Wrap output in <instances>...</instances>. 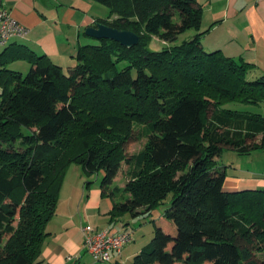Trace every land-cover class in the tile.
I'll return each mask as SVG.
<instances>
[{
    "label": "trees",
    "instance_id": "obj_1",
    "mask_svg": "<svg viewBox=\"0 0 264 264\" xmlns=\"http://www.w3.org/2000/svg\"><path fill=\"white\" fill-rule=\"evenodd\" d=\"M93 1L109 10L95 22L138 43L96 39L66 69L29 51L25 74L0 52V264H34L72 163L104 171L112 217L148 216L171 194L130 264H264V189L225 190L218 160L224 148L264 150V108L222 106L264 107V73L248 78L253 63L205 50L201 31L175 42L199 29L197 0ZM153 37L165 46L149 47ZM134 124L146 146L129 153ZM123 174L129 195L117 199Z\"/></svg>",
    "mask_w": 264,
    "mask_h": 264
},
{
    "label": "crops",
    "instance_id": "obj_2",
    "mask_svg": "<svg viewBox=\"0 0 264 264\" xmlns=\"http://www.w3.org/2000/svg\"><path fill=\"white\" fill-rule=\"evenodd\" d=\"M197 1L202 6L200 26L198 30L192 29L190 36L201 31L200 41L205 50L218 49L229 57H240L255 67L264 68V0ZM0 4L28 29L22 37L0 44V52L7 48L11 56L7 66L13 70L22 72L28 67L24 53L29 51L45 54L61 67H67L74 64L73 55L78 46L91 43L84 29L94 25L98 18L94 15L93 0H0ZM253 154L256 153L245 156L250 158ZM255 156L261 165L232 164V176L226 174L224 179L225 190L264 189V153ZM72 183L73 186L69 184V188H64L65 175L55 214L49 222L50 234L34 264H76L83 259L82 253H87L83 247L82 225L91 224L116 232L128 223L123 215L112 217L114 198L102 194L100 183L88 185L80 178ZM129 244H125L119 254L111 253L108 264L123 261L122 253ZM137 251L138 248L132 249L124 259L131 261Z\"/></svg>",
    "mask_w": 264,
    "mask_h": 264
},
{
    "label": "rangeland",
    "instance_id": "obj_3",
    "mask_svg": "<svg viewBox=\"0 0 264 264\" xmlns=\"http://www.w3.org/2000/svg\"><path fill=\"white\" fill-rule=\"evenodd\" d=\"M94 3H95V9H96V11H94V15H96L98 18L106 17L109 13L108 8L101 3H98L95 1ZM192 33H193L192 29H188L184 32L179 33L175 42L180 43L182 40L186 38H190L189 36ZM95 42H96V39L91 37V43H95ZM148 44H149V47L157 50L159 48L164 47L166 43L160 41L157 37H153L151 38ZM239 59L240 57L238 58V60ZM27 68L22 69L23 70L22 72L24 74L27 71ZM66 68L67 67H64V69ZM261 70H264V68L254 66V69L248 72L247 77L251 78L252 77L250 75L251 73L252 74L255 73L256 75L264 73V72H261ZM256 75H253V76H256ZM222 106L226 108L230 107V108H235L238 110H247L251 112H256V111L261 112L262 108H264L261 106L258 107V106L251 105V104H244V103H237V102L223 103ZM133 131L135 134L137 131L142 132V134L139 135L138 139L133 140L130 143L129 142L127 143V149L129 153H137L140 150L144 149L146 146L145 127L142 125L134 124ZM261 151H264V150L255 149V150H252L251 152L256 153V154L264 153ZM256 154H253L249 158L248 156H245V154L243 153L242 154L236 153L231 149L224 148L218 159L220 163L219 165L224 168L227 175L232 176V164H238V165L240 164V166H244V167L254 166L256 164L261 165L257 161L258 159L255 156ZM65 175H66V184L64 188H69L68 187L69 184H71L70 186H73L74 183L72 182L79 178H80V181H82V183L88 182L89 183L88 185H94L96 183L99 184L101 181V178L104 175V171L100 170L98 172H88L84 170L79 164L72 163L68 166ZM128 181L129 180L127 176L123 174L122 178L113 184V188L118 190L117 196L118 195L119 196L118 197L116 196L117 199L122 198L123 196L127 197L129 195V194L123 193ZM59 196H61V194ZM170 199H171V194H169L166 197L163 204L157 206L154 210H152L150 215L145 216V217L141 215H131L130 213L123 214V217H125V220L129 223L131 227L130 230H131V235H132V241L129 244V248L125 249V251L122 253L123 261L121 260L119 264H130L131 262L130 259H124L127 253L129 254L130 252H132V249L134 248H138V250H140L149 244L154 234V226H153L152 220L155 218H158L160 215L163 214L166 206L170 202ZM82 256H83V259L77 262L76 264H89L91 261L92 262L94 261L91 258V256H89L85 252L82 253ZM94 262H97V261H94Z\"/></svg>",
    "mask_w": 264,
    "mask_h": 264
},
{
    "label": "built area",
    "instance_id": "obj_4",
    "mask_svg": "<svg viewBox=\"0 0 264 264\" xmlns=\"http://www.w3.org/2000/svg\"><path fill=\"white\" fill-rule=\"evenodd\" d=\"M27 26L17 21L0 4V44H6L10 39L21 37L27 32ZM83 247L94 261L108 264L111 253L119 254L123 246L132 241L131 231L122 227L116 232L107 228H96L91 224L81 226Z\"/></svg>",
    "mask_w": 264,
    "mask_h": 264
},
{
    "label": "water",
    "instance_id": "obj_5",
    "mask_svg": "<svg viewBox=\"0 0 264 264\" xmlns=\"http://www.w3.org/2000/svg\"><path fill=\"white\" fill-rule=\"evenodd\" d=\"M84 33L88 37L95 39H111L126 47L137 44L140 39L139 35L134 31L120 30L102 22H95L94 25L87 26L84 29Z\"/></svg>",
    "mask_w": 264,
    "mask_h": 264
}]
</instances>
